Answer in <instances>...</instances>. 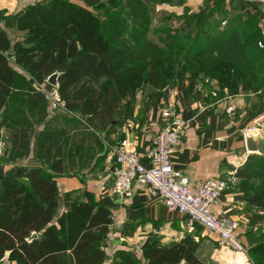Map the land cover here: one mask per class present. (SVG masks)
I'll use <instances>...</instances> for the list:
<instances>
[{
  "label": "trees",
  "instance_id": "1",
  "mask_svg": "<svg viewBox=\"0 0 264 264\" xmlns=\"http://www.w3.org/2000/svg\"><path fill=\"white\" fill-rule=\"evenodd\" d=\"M164 2L185 0H83L85 7L72 0H46L13 15L0 12V112L10 133L8 161L28 156L34 145L36 157L51 172H64V134L37 131L50 102L42 87L54 74L59 104L98 132H110L116 121L128 118L129 94L174 85L178 66L182 75L192 72L193 86L200 75L216 79L223 70L221 88L256 94L250 112L254 117L263 113L264 19L243 15L217 37L222 28L212 16L225 0H206L203 8L217 4L216 10L183 15L173 34L153 28L155 5ZM235 8L262 12L240 1ZM14 32L23 33V39L12 41ZM182 33L195 39L192 47L178 39ZM236 175L247 191L248 207L264 209V156L250 155ZM112 225L107 207L82 202L72 193L61 197L56 181L41 168L30 169L26 181L0 177V264L7 252L9 264H104ZM127 229L123 233L129 236ZM250 245L252 263L264 264V239ZM142 251L146 264H206L190 236L170 247L147 241Z\"/></svg>",
  "mask_w": 264,
  "mask_h": 264
},
{
  "label": "crops",
  "instance_id": "2",
  "mask_svg": "<svg viewBox=\"0 0 264 264\" xmlns=\"http://www.w3.org/2000/svg\"><path fill=\"white\" fill-rule=\"evenodd\" d=\"M8 1L0 0V11L8 10L7 15L18 13V0ZM203 1L185 0V3L197 9L204 5ZM239 1L244 6L264 11V0H225V3ZM142 92L128 95L125 101L128 118L122 124L116 121L110 132H98L85 118L66 111L63 105L52 100L45 89L50 100L48 117L37 131L46 128L49 132L64 134L62 174H54L36 157L34 145L28 156L8 161L10 133L7 125L2 124L5 113L0 112V157L3 155L0 177L26 181L30 169L41 168L56 181L61 197L72 193L82 202L107 207L112 213L113 225L105 247L107 260L104 264H146L142 247L147 241L170 247L187 236L194 238L198 244V258L206 264H253L248 248L256 239H264V209L248 207L247 191L241 187L236 171L250 155L257 154L248 150L246 139L249 135H245V129L246 125L259 122L262 114L254 117L251 112L228 113L233 102L221 99L208 103L200 96L191 95L187 83L182 80L167 89L153 85ZM170 107L182 115L191 114L182 146L172 156L174 167L195 186L214 178L234 182L232 191L215 201L210 210L221 218L238 222L240 241L246 253L231 250L200 226L189 229L187 217L170 212L151 194L142 178L134 183L130 197L113 193L116 164L111 155L112 146L124 145L138 151L146 164L148 150L166 125L162 114ZM125 226H128L127 232L130 230L129 236L123 233Z\"/></svg>",
  "mask_w": 264,
  "mask_h": 264
},
{
  "label": "built area",
  "instance_id": "3",
  "mask_svg": "<svg viewBox=\"0 0 264 264\" xmlns=\"http://www.w3.org/2000/svg\"><path fill=\"white\" fill-rule=\"evenodd\" d=\"M42 89L45 91L44 87ZM49 97L59 103L57 92L50 93ZM232 109L230 107L228 113ZM162 116L166 125L148 150L146 164L138 151L130 150L124 145L112 146L111 155L116 164L113 193L130 197L134 183L142 178L151 194L170 212L187 217L189 229L200 226L216 235L231 250L246 253L240 241L238 222L221 218L210 210L215 201L232 191L234 182L214 178L199 186L191 183L172 163L173 154L182 146L186 121L173 107L164 111ZM81 120L86 124L84 119ZM248 131L264 135L263 128L253 126Z\"/></svg>",
  "mask_w": 264,
  "mask_h": 264
},
{
  "label": "rangeland",
  "instance_id": "4",
  "mask_svg": "<svg viewBox=\"0 0 264 264\" xmlns=\"http://www.w3.org/2000/svg\"><path fill=\"white\" fill-rule=\"evenodd\" d=\"M6 1V0H3ZM10 1H14V0H9ZM46 0H18V4L16 6V9L20 10L19 12H21L23 9H25L29 4H34V3H40V2H44L45 3ZM206 0L203 1V3H205ZM72 2L78 6L81 7H85L83 0H72ZM217 3H219V1L217 0ZM237 3H229V4H224V8L221 9L220 13L219 11L215 12V14L213 13L212 19L213 21L218 24L217 26H220L219 29H221L219 32H216L215 35L220 36L221 32L223 29H225L226 27H228L231 23L233 22H238L240 18H242V16L244 15L245 17H249L252 15H260L259 18L264 19V11L260 12L259 11H254V10H248V9H244L242 11H240V8H235L237 6ZM217 4L212 5V7L214 9H204L202 6H198L197 9H193L191 7V5L189 3H178V2H164L161 4H156V11H157V15L155 17V21L153 23V28L156 29H167L169 30L171 33L178 31V28L180 27L181 24H183V20L181 19V17H183V15H190V14H202L204 12L207 13H211L212 10H216ZM90 9V8H88ZM91 13L97 14L100 17H102L104 15L103 12L100 11H95L92 8L90 9ZM225 11V13H224ZM1 12V11H0ZM2 12H8V10L6 11H2ZM1 12V13H2ZM161 12H165V14H161ZM10 13V12H9ZM167 14V16L165 17V15ZM174 14H176L175 16H173ZM249 19V18H248ZM247 21V20H245ZM264 20L260 21V27L263 30V35H264ZM199 29V26H197V30ZM175 30V31H173ZM174 34V33H173ZM24 34L21 32H14L12 34H10L12 41H16L14 39H18L19 41L23 39ZM187 34L182 33L180 35L181 41L183 40L184 43H186L188 46L191 45L190 47L193 46L194 40H191L190 38H184V37H188L186 36ZM216 37V36H215ZM180 41V40H179ZM18 42V41H16ZM16 45V44H14ZM190 47H184V50L187 51V48ZM261 49L264 50V45L261 47ZM182 53V52H181ZM184 53V52H183ZM185 55V54H184ZM184 63H182L183 65ZM182 67V66H181ZM181 67H176L175 71H174V85L176 83H178L179 80H182V82H186L187 83V88H189L190 94L194 95V96H200L202 97L206 102L208 103H214L217 102L221 99H224L226 101H228L229 103L233 102V105H229L228 109L231 107L233 108L232 111L230 113H236L238 112L239 115H244L245 113H250V107H251V103L252 101H254V99L257 97L256 94H249V93H241V94H233L230 93L228 90L222 89L221 87V83H223L224 79V75L225 72L223 70H219L216 72L217 73V78L216 79H210L209 77H206L204 75H200L199 79L196 80L194 86L191 84V78H192V72L191 71H184L183 75L181 74V72H183V69ZM228 69V68H227ZM230 70V68L228 69ZM169 86H173V82L171 85ZM167 89V88H166ZM139 91V93H137L138 95L142 94L144 95L145 92ZM131 97V96H130ZM227 109V112H228ZM248 113V114H249ZM261 119L259 120V122H253L250 125H246V129H245V135H255L257 132L255 133H250L248 131L249 128H253L254 127H259V128H263L264 129V111L263 113H261ZM247 116H245L246 118ZM244 118V119H245ZM259 134V133H258ZM264 136V135H263ZM3 155H1L0 160L2 159ZM200 229V228H198ZM240 236V235H239ZM241 237V236H240ZM10 256V255H9ZM9 256L6 255V258L3 259L1 261V264H9L10 263V259ZM13 263H15V260L12 261Z\"/></svg>",
  "mask_w": 264,
  "mask_h": 264
},
{
  "label": "water",
  "instance_id": "5",
  "mask_svg": "<svg viewBox=\"0 0 264 264\" xmlns=\"http://www.w3.org/2000/svg\"><path fill=\"white\" fill-rule=\"evenodd\" d=\"M7 56L10 59L14 58V55L11 53H8ZM57 86H58V74H54L51 77H49L45 89L48 93H53ZM190 116L191 114L183 115V119L187 122L191 119ZM246 143H247L248 150L250 152L257 153L259 155L264 156V136L260 134L249 135L246 139ZM147 168H149V166H147ZM9 255H10V252H7V256Z\"/></svg>",
  "mask_w": 264,
  "mask_h": 264
}]
</instances>
